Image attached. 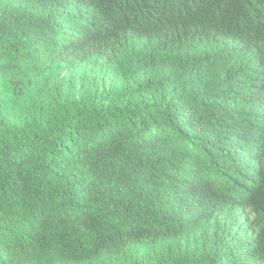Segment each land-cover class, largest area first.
<instances>
[{"label": "trees", "instance_id": "obj_1", "mask_svg": "<svg viewBox=\"0 0 264 264\" xmlns=\"http://www.w3.org/2000/svg\"><path fill=\"white\" fill-rule=\"evenodd\" d=\"M0 264H264V0H0Z\"/></svg>", "mask_w": 264, "mask_h": 264}, {"label": "rangeland", "instance_id": "obj_2", "mask_svg": "<svg viewBox=\"0 0 264 264\" xmlns=\"http://www.w3.org/2000/svg\"><path fill=\"white\" fill-rule=\"evenodd\" d=\"M63 87L64 94L70 98L81 99L93 96L96 92L108 90L112 85L109 74L97 64L86 63L72 70L64 71L55 78ZM22 118L19 111H11L6 114L5 119L16 123ZM251 218V217H250ZM186 240H183L185 243ZM135 256H131V262Z\"/></svg>", "mask_w": 264, "mask_h": 264}]
</instances>
